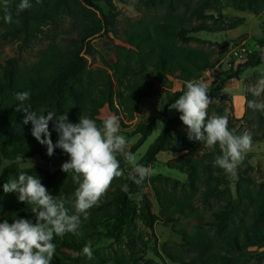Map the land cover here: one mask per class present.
Returning <instances> with one entry per match:
<instances>
[{
	"label": "trees",
	"instance_id": "obj_1",
	"mask_svg": "<svg viewBox=\"0 0 264 264\" xmlns=\"http://www.w3.org/2000/svg\"><path fill=\"white\" fill-rule=\"evenodd\" d=\"M87 5L95 10L83 6L80 0H30L31 7L18 16L16 6L20 0H9L13 12V19L18 23H5L3 19V0H0V28L3 29L1 35H19L26 40L36 38L42 32V27L49 24H56L58 16H65L76 21V32L74 37L69 38L65 43L54 40L41 53L40 59L33 64L26 72L20 73L12 60H8L6 65H0V221L12 218L34 219L30 206L18 201L17 194L4 193L3 184L11 176L16 178L21 171L16 163L3 164L4 160H14L19 157H28L38 154L42 159H47L46 147L39 144L31 135V123L25 125L23 113L15 110L19 103L15 99L18 92H30V98L25 102L31 105V110L38 114L43 112L47 115L48 111L62 115L67 112L70 122H78L79 116H87L96 121L100 126L102 121L98 118L99 109L105 104L114 111L119 117L128 120L133 119V113L137 109V102L140 98L149 96V87L154 82H161L165 74H171L186 85L187 81L199 82V77L206 69L215 66L217 59H211V54L201 48L186 45L192 39L191 33L201 31L219 32L236 28L243 23V19L238 18L229 22H224L221 17H213V14H206V10L212 8L215 3L221 0H197L189 3V0H143L146 6L164 4L166 15L162 21L153 24V31L145 25L128 27L123 35V42L127 46H116V59L101 58L102 66L90 68L87 61L80 54H91L90 39L101 31H109L108 26L112 25L111 13H104L97 5L90 0H83ZM103 1L109 7L112 6L111 0ZM232 7L239 10H249L258 15L264 10V0H229ZM185 6L187 13L175 15L180 7ZM99 13V15H98ZM88 19L90 23L85 22ZM264 33V25L261 26ZM260 47L264 45L263 38L259 40ZM264 63V48L249 53L246 61L240 63L236 68H230L221 72L217 80L209 87L211 100L219 92L221 86L228 79L239 78L241 69L247 66H256ZM178 74V75H175ZM186 91H177L169 98L168 104H173L175 100ZM247 101H250L249 94H245V107L248 109ZM264 101V100H263ZM117 104L118 109L115 107ZM209 109L214 110L215 115L226 116L228 118V128L236 135L241 133L237 130L231 117L225 113V109L219 105L210 103ZM180 113L170 118L149 145L143 159L142 165L148 166L152 163L159 152H186L190 155H202L208 158V162L202 161L199 165L189 163L187 170L180 165L176 168L189 173L190 188H194V177L201 171L210 178L214 174L225 172L223 169L214 166L215 157L221 155L219 146H215L214 151H209L203 142L188 141L184 137L182 127H186L179 120ZM210 117V115L208 114ZM245 114L236 119L242 121ZM260 131L255 132L251 140H264L263 127L264 115L260 111ZM259 128V127H256ZM49 130L52 132L51 139L55 143L57 134L52 131V122H49ZM148 132L142 133L139 139L141 142ZM54 154L65 155L60 149H56ZM27 174L36 175L41 179L42 184L47 188H61L63 193L69 194L76 185L72 183V178L61 176L59 171L50 174L48 172L33 168L26 169ZM128 185V192L122 191V187L104 196L100 204L90 209V216L83 221L82 235L77 237L71 233L61 237H54L53 243L56 252L62 248L80 251L93 236V230L100 220H107L113 217L103 210L104 206L109 205L113 210H125L129 208L128 196L131 193H138L144 201L143 219L147 226L152 227L158 219V215L153 214L150 203L147 201L143 191L146 180L140 186L131 180L125 183ZM213 188L210 189V194ZM236 192L240 197L238 202L247 200L249 205L264 216V194L254 196L238 184ZM159 197V195H158ZM68 198V197H67ZM160 198V197H159ZM244 198V199H242ZM103 204V205H101ZM162 205V206H161ZM160 207L166 208L168 215L172 216L169 206L161 204ZM71 209V204L67 205ZM178 213H187L189 204L181 203L176 206ZM166 213V214H167ZM172 217H170L171 219ZM217 223L213 224L219 233L224 232L221 239L216 244L209 239L202 227H196L195 231L187 232L180 230L186 245L198 251L199 263L194 264H215L220 257L221 251L227 253L236 249L242 251L248 246H264V223L260 226L241 229L240 226H229L230 215L226 211L216 215ZM115 229V228H114ZM113 228L108 231L110 234ZM214 250H217L216 252ZM167 256L174 262L181 264H192L193 261H184L181 258L168 253ZM116 264H127L122 255H115L113 258ZM55 264V263H52Z\"/></svg>",
	"mask_w": 264,
	"mask_h": 264
},
{
	"label": "rangeland",
	"instance_id": "obj_2",
	"mask_svg": "<svg viewBox=\"0 0 264 264\" xmlns=\"http://www.w3.org/2000/svg\"><path fill=\"white\" fill-rule=\"evenodd\" d=\"M80 1L88 9L95 10L83 0ZM90 1L102 9L104 13H111L112 19V25L108 26L109 31H101L100 34L89 40L91 54L83 52L80 54L90 68L101 67L102 57L116 59V46H127L122 39L128 27L145 25L150 28V31H153V24L162 21L166 15L164 4L146 6L143 0H111V7L103 1ZM194 1L197 0H189V3ZM129 5H134V7L130 9ZM185 8V6L180 7L174 14L183 15L187 13ZM205 13H212L214 18L220 16L224 22L238 18L243 19V23L235 29L219 32L201 31L189 34L192 39L187 41L186 45L205 49L211 54V59H217L215 66L202 72L198 80L210 87L213 81L217 80V76L228 69L226 64L230 59L235 66L241 63L240 57L232 59L228 52L243 40L246 41L251 51L264 48V45L261 47L259 45V40L262 38L264 40V33L260 38L263 32L261 26L264 25V19L260 22V14L255 15L249 10H239L232 7L229 0H221L220 3H215ZM85 22L90 23L88 19ZM75 25L76 21L73 19L58 16L56 24L42 27V32L30 40L19 35H7L4 38L1 35L3 29L0 28V65L4 66L8 60H12L20 73L26 72L33 64L37 63L42 51L54 40L65 43L69 38L74 37L77 34L74 30L76 29ZM261 78H264V63L243 67L239 78L225 81L219 92L211 100L212 104L223 107L228 117L235 119L233 123L241 134L247 132L251 137L255 132L259 133L262 119L259 110L246 109L245 94H249L250 100L263 101L264 93H261L260 96H254L249 91L250 88H254L258 84ZM185 88L186 85L179 81L176 76L165 74L161 82H154L153 86L149 87V96L138 100L133 119L128 120L121 116L122 121L119 122L118 134L123 135L129 141L134 140V143L127 150L136 156L137 163H142L149 145L164 129L168 120L177 114L175 109H170L172 104H168L169 98L177 91ZM115 107L118 112L121 111L117 104ZM207 111L210 117L215 115L214 110H210L209 107ZM262 113L264 115V112ZM238 114L241 116L237 117ZM244 114L242 121L236 122V119L241 118ZM108 115H116V113L105 104L99 109L98 118L103 121ZM262 124L261 130L264 131V119ZM182 131L188 140L186 127H182ZM146 132L148 134L145 139L139 142L142 133ZM23 158L33 160L35 162L34 168L43 171V174L46 172L53 174L59 171L60 175L63 176L64 172L60 170V167L68 159V156L66 154H54L47 159H42L38 154H33ZM117 159L120 162L123 175L112 181L105 196L116 188L122 187L129 180L127 177L131 171V166L119 154ZM202 161L208 162V158L204 157L202 152L197 155H190L186 152H159L155 160L148 165L153 169L154 174L146 179V185L143 188L146 199L150 203L151 212L158 215V219L152 227L147 226L143 219L145 213L142 196L138 193H131L128 196L130 201L128 209L115 211L110 205L101 209L113 217L98 221L96 227L91 229L94 233L89 240L93 251L91 259L82 254L83 248L80 251L62 248L55 252L52 263L116 264L113 258L117 254L122 255L127 264H181L172 261L167 256L168 253H171L184 261H193L192 264H194V261L199 263V253L185 244L179 233L180 230L193 232L196 227L200 226L209 239H212L216 244L214 248L218 249L217 242L224 232L219 233L213 225L217 223V214L226 211L230 215V227L240 226L243 230L244 228L251 229L254 226L260 227L264 223V216L261 218L247 200L238 202L240 197L236 192V187L239 184L253 193L254 196L264 194V140L252 141L250 150L237 166L235 176L223 172L214 174L213 178H210L199 171L194 177V188H190L189 173L176 167L181 165L183 169L187 170L189 163L199 165ZM11 162L16 163L18 169L26 170L20 168L18 158L12 161L4 160L2 165ZM65 176L72 178V173L65 174ZM12 178L13 176L10 179ZM211 188H213V192L210 194ZM62 189L59 187L49 188V194L63 196L69 203L74 200L75 189H72L69 194L63 193ZM181 203L189 204L187 213L177 212L176 206ZM161 204L165 207H171L170 211H174L172 216L168 215L167 210L165 211L166 208L160 207ZM170 217L172 218L170 219ZM112 228L115 229L109 234L108 231ZM215 264H264V246L253 245L244 248L242 251L233 249L228 253L221 251V255Z\"/></svg>",
	"mask_w": 264,
	"mask_h": 264
},
{
	"label": "clouds",
	"instance_id": "obj_3",
	"mask_svg": "<svg viewBox=\"0 0 264 264\" xmlns=\"http://www.w3.org/2000/svg\"><path fill=\"white\" fill-rule=\"evenodd\" d=\"M30 7V0H20L16 15ZM133 7L129 5L130 9ZM3 12L5 23H18L13 19L9 0H3ZM249 91L254 96L264 93V78ZM30 95L28 91L16 93L15 99L19 103L15 110L24 114L23 124L31 123V135L46 147L49 157L54 155L56 149L68 156L60 170L66 174L72 173V181L77 187L70 209L66 198L49 194L41 179L26 171L21 170L16 178L4 183L3 192L17 194L19 202L30 206L34 219L14 217L11 222L8 219L0 221V264H52L56 252L54 237L62 238L68 233L81 236L82 223L89 218V210L100 204L112 181L123 175L118 154L131 166L127 179L137 186L154 174L151 167L137 163L136 156L127 150L134 140L129 141L118 134V116L108 115L100 126L87 116H79L78 122L73 123L69 121L67 112L56 115L50 110L44 115L43 112L38 114L32 111L31 105L25 103ZM210 103L206 83L187 81L186 91L170 109L180 113L179 120L186 126L189 141L203 142L209 151L219 146L222 154L215 157L214 166L235 176L237 166L251 148V136L247 132L236 135L230 131L226 116L209 117L207 110ZM247 106L264 112V101L250 100ZM50 121L52 131L57 134L55 143L51 139ZM18 160L21 169L34 168L33 160L23 157ZM128 190V185H123L122 191ZM82 254L92 258L91 241L85 244Z\"/></svg>",
	"mask_w": 264,
	"mask_h": 264
},
{
	"label": "built area",
	"instance_id": "obj_4",
	"mask_svg": "<svg viewBox=\"0 0 264 264\" xmlns=\"http://www.w3.org/2000/svg\"><path fill=\"white\" fill-rule=\"evenodd\" d=\"M253 51H251L248 47V44L246 43L245 40H243L240 44H238L237 46H235L234 48H232L228 54L230 55V58L234 59L237 57H240L241 60H239L241 63H243L244 61H246L247 56L249 53H252ZM227 68H236L235 65L232 64L231 59L230 61L227 62ZM238 65V64H237Z\"/></svg>",
	"mask_w": 264,
	"mask_h": 264
},
{
	"label": "crops",
	"instance_id": "obj_5",
	"mask_svg": "<svg viewBox=\"0 0 264 264\" xmlns=\"http://www.w3.org/2000/svg\"><path fill=\"white\" fill-rule=\"evenodd\" d=\"M263 19H264V11H263L262 13H260V22H261ZM234 29H235V28H234ZM261 31H262V30H261ZM262 36H263V32H262V35L260 36V38H262ZM241 114H242V113H241ZM241 114H238L237 117H240Z\"/></svg>",
	"mask_w": 264,
	"mask_h": 264
}]
</instances>
